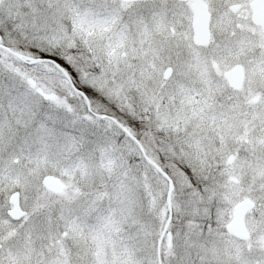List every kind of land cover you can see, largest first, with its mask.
I'll use <instances>...</instances> for the list:
<instances>
[{
  "label": "snow or ice",
  "instance_id": "snow-or-ice-1",
  "mask_svg": "<svg viewBox=\"0 0 264 264\" xmlns=\"http://www.w3.org/2000/svg\"><path fill=\"white\" fill-rule=\"evenodd\" d=\"M0 264H264V0H0Z\"/></svg>",
  "mask_w": 264,
  "mask_h": 264
}]
</instances>
